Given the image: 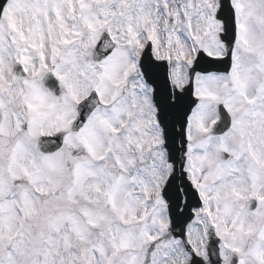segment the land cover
<instances>
[{
  "label": "snow or ice",
  "instance_id": "6c2138e0",
  "mask_svg": "<svg viewBox=\"0 0 264 264\" xmlns=\"http://www.w3.org/2000/svg\"><path fill=\"white\" fill-rule=\"evenodd\" d=\"M0 264H264V0H0Z\"/></svg>",
  "mask_w": 264,
  "mask_h": 264
}]
</instances>
